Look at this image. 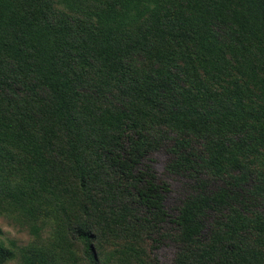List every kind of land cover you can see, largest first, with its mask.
Here are the masks:
<instances>
[{"label": "trees", "instance_id": "trees-1", "mask_svg": "<svg viewBox=\"0 0 264 264\" xmlns=\"http://www.w3.org/2000/svg\"><path fill=\"white\" fill-rule=\"evenodd\" d=\"M89 2L0 0V101L74 175L89 264H264V0Z\"/></svg>", "mask_w": 264, "mask_h": 264}, {"label": "rangeland", "instance_id": "rangeland-1", "mask_svg": "<svg viewBox=\"0 0 264 264\" xmlns=\"http://www.w3.org/2000/svg\"><path fill=\"white\" fill-rule=\"evenodd\" d=\"M56 1L83 11L92 6L89 0ZM4 107L0 101V244L12 255L3 264H89L85 246L72 229L79 216L74 175L46 162L39 154L44 153L42 146L39 151L23 143L24 131L19 128L27 129V123L15 124ZM166 164V153L157 150L153 167L175 190L177 181L166 171ZM172 252L167 245L154 254L169 262ZM96 253L103 264H138L134 259H119L116 248L105 241L97 244Z\"/></svg>", "mask_w": 264, "mask_h": 264}]
</instances>
